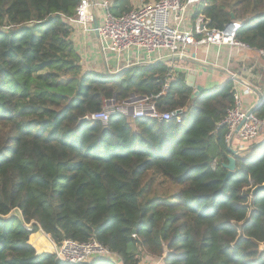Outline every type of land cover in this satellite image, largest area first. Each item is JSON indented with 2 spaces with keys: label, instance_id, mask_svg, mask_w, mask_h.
<instances>
[{
  "label": "trees",
  "instance_id": "16d2710c",
  "mask_svg": "<svg viewBox=\"0 0 264 264\" xmlns=\"http://www.w3.org/2000/svg\"><path fill=\"white\" fill-rule=\"evenodd\" d=\"M110 2L116 16L130 11ZM79 4L0 0V264H64L28 224L56 246L94 239L122 264H264V192L251 196L264 184V142L257 156H234L225 180L219 124L233 82L191 98L186 74L165 63L113 76L100 64L84 69L68 21ZM198 15L216 30L233 16L236 40L264 50V0H202ZM166 82L156 105L183 109L180 124L120 115L78 124L103 98L154 96ZM254 114L264 118V101Z\"/></svg>",
  "mask_w": 264,
  "mask_h": 264
},
{
  "label": "built area",
  "instance_id": "2783aa9c",
  "mask_svg": "<svg viewBox=\"0 0 264 264\" xmlns=\"http://www.w3.org/2000/svg\"><path fill=\"white\" fill-rule=\"evenodd\" d=\"M201 1L154 0L115 16L110 11V0H80L75 16L68 21L73 30L79 28L94 34L92 22L94 17L97 18L101 51L103 54H112L117 63V68L113 72L109 71L110 76L133 66H144L145 63L137 59L138 54L134 57L131 55L132 51H143L147 59H150L153 53H161L163 57L177 55L186 59L189 57L190 48L225 46L235 50L239 54V71L237 74H229V81L234 84V104L219 124L226 126L225 141L232 148L234 136L242 142L264 137V118L260 119L254 113L248 114L256 105L252 108L245 107L239 91V88H242L245 95H257L258 102L264 99V50L253 51L236 40V33L242 26L239 21L231 20L223 30L209 29L206 19L198 15L193 26L189 28L186 20L190 15H195L196 7ZM168 90L169 83L166 82L161 92L154 96L131 95L121 102L115 97L103 98L101 110L89 114L88 121L107 126L111 117L120 115L129 121L150 119L180 124L183 109L160 111L156 105V101ZM240 124L241 127L236 132ZM24 228L31 236L40 234L50 244L49 250L43 252L53 254L56 260L64 264L93 263L101 260L122 264L116 253L94 239L85 243L67 239L56 246L39 226L35 233L32 224L25 225ZM33 248L35 249L34 246Z\"/></svg>",
  "mask_w": 264,
  "mask_h": 264
},
{
  "label": "crops",
  "instance_id": "0c3cea01",
  "mask_svg": "<svg viewBox=\"0 0 264 264\" xmlns=\"http://www.w3.org/2000/svg\"><path fill=\"white\" fill-rule=\"evenodd\" d=\"M194 19L195 18L192 15L187 18L186 24L189 28L193 26ZM71 40L76 46L82 60L89 61L91 64H97V66L100 64L104 71L106 70V67L108 72H113L117 68V63L116 60H114L113 55L110 53H102L99 39H97L93 33H88L87 31H84V29H74L71 34ZM136 54H138L137 59L142 63H145L144 66L155 65L156 61L162 59L164 56L161 53H153L151 54L150 59H147V56L143 51L131 52L133 57ZM238 55L239 54L235 50H231L225 46L190 48L188 58L171 61L165 64L172 70V72H174V70L182 71L186 76L191 72H194V85L202 86L204 90H211L220 87L229 81V74L238 73ZM239 91L241 92L245 107L252 108L257 104V95H245L242 88H239ZM263 142L264 137L262 136L251 142H242L237 136H234L232 148L237 151V156L241 158H249L260 154V145Z\"/></svg>",
  "mask_w": 264,
  "mask_h": 264
},
{
  "label": "water",
  "instance_id": "95a60500",
  "mask_svg": "<svg viewBox=\"0 0 264 264\" xmlns=\"http://www.w3.org/2000/svg\"><path fill=\"white\" fill-rule=\"evenodd\" d=\"M231 19L234 20V17L231 16ZM92 27H93V30H94V36L97 39H99L100 36H99V31H98V20H97L96 17H94V19H93ZM177 60H184V58L179 57L177 55H175V56H166V57H163L162 59L156 61L155 64L168 63V62L177 61ZM105 69H106L105 70L106 74L109 75L108 69L106 67H105ZM194 79H195L194 72H191L190 74H188L186 76V85L189 88L194 89L191 98H195V97L199 96L200 93H202L204 91V88L202 86H199V85L195 86L194 85ZM263 101H264V99L260 100L256 104V106L253 109H251L250 112H248V114L254 113V111L263 103ZM87 121H88V118L86 116V117L80 119L78 124H81V123L87 122ZM240 127H241V124L237 127L236 132L239 130ZM228 152L230 154L227 157L228 163L227 164H223V167L227 170V174H226L225 180L228 179L236 171V160H235L234 156L238 155L237 151L234 150L233 148H231L230 146H228ZM261 192H264V184L254 187L252 189V191H251V196L253 197V196H255V195H257L258 193H261Z\"/></svg>",
  "mask_w": 264,
  "mask_h": 264
},
{
  "label": "rangeland",
  "instance_id": "374dc122",
  "mask_svg": "<svg viewBox=\"0 0 264 264\" xmlns=\"http://www.w3.org/2000/svg\"><path fill=\"white\" fill-rule=\"evenodd\" d=\"M153 1L154 0H148V1H146V0H121V5L123 6V5L128 4L127 7L131 11V10L135 9L136 7L140 6L143 3L146 4V3L153 2ZM111 7H112V3H111V6H110V11L112 12L113 15H115L114 14L115 12L112 11L113 8L111 9ZM81 64H82V67L84 69H86L87 67H90L91 65H94V64L89 63V61H86V60H82ZM164 187H166V186L164 185ZM14 214H18V212H14ZM261 248L264 249V244L261 245ZM36 252H38V251H36ZM40 253H42V252H38V254H40ZM140 264H162V259L161 258H151V257H148V256H144L142 258Z\"/></svg>",
  "mask_w": 264,
  "mask_h": 264
}]
</instances>
